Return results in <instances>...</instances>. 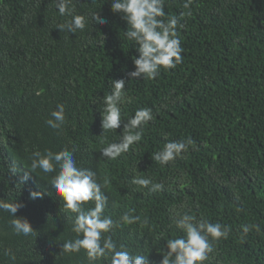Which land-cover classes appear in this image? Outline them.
<instances>
[{
	"label": "trees",
	"instance_id": "16d2710c",
	"mask_svg": "<svg viewBox=\"0 0 264 264\" xmlns=\"http://www.w3.org/2000/svg\"><path fill=\"white\" fill-rule=\"evenodd\" d=\"M185 2L165 3L167 14H185L177 30L182 63L161 69L156 79L130 80L138 53L111 0H73L75 12L88 18L75 34L56 28L68 17L53 0H0V199L22 203L16 215L35 230L16 235L13 217L0 210V264H89L83 249L61 251L76 238L75 214L50 185L55 172L30 171L32 153L45 150L72 151L78 167L95 171L101 182L109 179L105 215L140 217L109 235L150 264L162 259L168 239L184 235L170 209L230 227L205 264H264V0H192L188 9ZM95 13L104 25L95 24ZM121 78L131 98L121 105L125 123L142 107L154 118L141 141L111 160L100 151L118 142L123 124L101 135V103L111 81ZM58 104L65 105L62 130L46 124ZM188 138L196 147L182 158L167 165L151 159L165 143ZM134 175L164 189L149 192L131 183ZM32 191L50 195L31 200ZM246 225L259 231L251 228L242 241Z\"/></svg>",
	"mask_w": 264,
	"mask_h": 264
},
{
	"label": "clouds",
	"instance_id": "9594fccd",
	"mask_svg": "<svg viewBox=\"0 0 264 264\" xmlns=\"http://www.w3.org/2000/svg\"><path fill=\"white\" fill-rule=\"evenodd\" d=\"M53 2L59 15L68 17L56 26L57 29L71 34L85 30L88 18L75 12L72 6L73 0H53ZM165 3L166 0H111L112 13L119 14L127 22L125 39L132 42L133 48L138 53V57L133 59L135 70L128 73L130 80L156 79L161 69H175L182 63L184 49L177 30L184 27L181 20L185 14L181 13L179 16L167 14ZM191 3L192 0H186L183 7L188 9ZM190 14L189 12L188 15ZM92 19L97 25L106 23V20L97 13L93 14ZM111 85V93L104 95L101 103V135L109 131L116 132L122 124L123 132L118 142L108 143L100 153L102 157L115 160L141 141L144 127L154 117L151 108L142 107L138 108L125 123L122 119L121 105L131 102L126 91V80L123 78L112 80ZM65 121V105L58 104L56 110L52 111L50 118L46 120V124L54 130H62ZM190 146L196 147L195 141L191 138L169 141L162 149L152 153L151 159L161 165H167L177 158H182ZM30 160L32 173L37 169L44 174L55 172L51 177L50 185L57 197L63 201L65 211L75 214L71 230L76 234V238L65 241L61 251L79 253L83 249L89 264H97L101 259L109 260L110 264H150L148 256L135 254L124 245H117L109 235L121 224L131 225L139 222L140 217L132 215L131 212H124L119 220H113L111 216L105 215L108 196L103 189L109 184L107 177L101 182L95 171L78 167L73 152L69 150L59 152L45 150L44 153L35 151ZM10 171L15 174V166H12ZM28 179L29 175L26 174L24 181ZM131 183L147 188L153 193L164 189L163 183L153 182L140 175H134ZM46 194L50 195L46 192L32 191L29 199H43ZM22 207L24 205L20 202L0 199V210L8 212L13 217L10 223L14 233L18 236H29L35 232L31 223L26 217L16 215ZM170 219L184 235L166 241V251L158 264H205L210 254L214 252L215 243L227 239L231 231L227 225L213 223L204 218L197 219L193 214L182 213L176 209H170ZM143 223L147 224V219ZM251 228L259 231L257 225L243 226L240 236L242 241ZM11 259L14 260L15 256L11 255Z\"/></svg>",
	"mask_w": 264,
	"mask_h": 264
}]
</instances>
